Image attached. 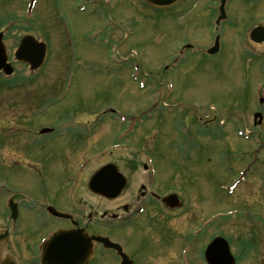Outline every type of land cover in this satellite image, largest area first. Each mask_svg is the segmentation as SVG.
Wrapping results in <instances>:
<instances>
[{
    "label": "rangeland",
    "instance_id": "rangeland-1",
    "mask_svg": "<svg viewBox=\"0 0 264 264\" xmlns=\"http://www.w3.org/2000/svg\"><path fill=\"white\" fill-rule=\"evenodd\" d=\"M30 2L0 0V31L6 34L9 60L16 67V74L10 78L0 74L5 89L0 92V125L5 133L20 140L28 156L43 158L41 148L35 147L29 138L33 126L44 121L47 124L48 119L32 118L31 111L53 97V88H60L65 73L71 71L74 77L70 92L61 106L73 102L79 108L77 112L80 110L87 117L89 114L85 113H99L101 109L102 112L113 110L120 116L119 123L116 117L115 123L108 118L99 122L91 140L73 152L81 154L80 162L85 154L98 150L113 153L106 156V162L105 158H96L82 178L99 169L103 162L118 163L121 170L124 168L127 175L133 176L131 185L139 189L135 196L138 203L141 186L150 184V174L143 167L147 155L154 161L151 175L156 185L164 188L162 192L171 188L179 190L189 203V213L176 222V228L180 225L182 229H178L173 241L174 252L179 256L174 264H183L182 249L190 244L192 229L207 218V224L212 225L201 226V233L191 242L187 253L189 264H205L203 252L209 239L217 236L230 242L238 264H264V141L247 140L237 133L250 127L253 133L248 132V136L264 137V128L258 133L253 119L254 105L264 96L261 91L264 90V44L256 45L249 39L253 27L264 25V1L253 6L234 0L228 8L230 23L220 29L224 35L223 48L214 60L191 57L188 52L185 59L178 61L174 60L178 59L175 51L180 52L183 45L206 48L207 43L209 46L214 41L213 19L205 0H186L178 11L186 16L182 19H175V12L145 6L141 0H36L34 11L28 13ZM63 30L70 37H65L60 45ZM28 34L45 40L50 47L49 58L36 72L15 60L20 39ZM198 36H203V40L197 41ZM242 43L247 50L242 48ZM168 84L174 90L171 97ZM166 97L167 105L175 107L177 113L167 116L157 129L162 121L160 113L166 114L159 108ZM244 100L243 118L238 103ZM226 107L233 109L229 111ZM53 111H50L52 116ZM148 111L151 119H145L136 135L122 141L126 129L134 124L129 118H140ZM193 115L201 119L200 124L192 122ZM226 119L225 126L218 123ZM198 126L203 128L201 134ZM124 145L129 150L115 153L118 146ZM20 154L19 150H12L10 161H19ZM2 163L0 159V185L6 183V189L0 196L1 213L5 211L9 191L18 190L14 184L18 181L16 173L5 174ZM245 164L254 169V174L231 196L222 187L228 188ZM29 166L36 167L38 163L29 161ZM172 176L176 177L173 185L168 184ZM65 183L62 181L63 186ZM96 203L99 213L107 206L103 199L98 198ZM138 207L135 205V209ZM146 221L145 216L141 224ZM52 227L29 210V223H22L20 228L21 234L23 228H29L23 264H29V253L37 240ZM123 232L115 238L123 240ZM182 234L190 240L186 241ZM15 237L21 238L19 232ZM143 241L150 245L151 254L167 252L165 241L156 243L153 234H147Z\"/></svg>",
    "mask_w": 264,
    "mask_h": 264
},
{
    "label": "flooded vegetation",
    "instance_id": "flooded-vegetation-1",
    "mask_svg": "<svg viewBox=\"0 0 264 264\" xmlns=\"http://www.w3.org/2000/svg\"><path fill=\"white\" fill-rule=\"evenodd\" d=\"M184 4L185 1L176 8L175 19L186 17L183 11L180 12V15L178 13ZM62 33L63 37H60V45L64 43L65 37L68 39L70 37L66 30ZM182 47L188 48L189 46L185 44ZM61 52H63L62 47ZM62 59L66 60V58ZM0 92H2L1 84ZM37 108L38 106H34L32 110H36ZM77 109L79 108L75 105L62 107L60 117L49 119L50 121L47 122L46 127H49L52 131L46 136L35 138L37 134L36 130L39 127L32 128L31 133L33 136L29 140H31V143L35 147L41 148L40 152L44 155L43 158L28 156L27 152L25 153L22 149L24 144L20 140L17 141L9 137L5 133L4 126L0 125V159H3L2 171L5 174H9L11 171L15 172L18 180L14 182L18 187V190L14 192L15 194L9 191L11 192L9 196L14 194L12 199L18 206L19 213L17 220L12 217L9 209L2 213L0 212V225L10 232L8 249H11L13 252L17 251V248L21 252H24L25 249L27 251L28 239L25 237L18 239L15 235L12 236L14 233L11 232V228L19 223H29L30 202L32 214L36 218L42 219L44 223H51L53 227L42 234L37 240L34 249L31 250L32 253H29V264L43 263V253L46 250L49 236L51 235L48 233L68 230H74L81 234L86 241L92 240L91 246L92 251L95 252V260L88 264H121L122 261L115 251L107 250L104 244L95 242L94 237L108 238L113 243L121 245L124 253L129 257L128 264H174L179 256L177 257L174 252L173 241L179 233L176 227L169 229L165 225H170V222L174 224L178 218L177 213L183 209L171 210L163 202L165 198L177 194L185 205L186 202L180 195L182 192L172 190V188L162 192L164 188L160 186L143 185L140 188L142 193L137 203L135 196L139 193V189L131 185L133 176L127 175L124 168L121 170L118 163L111 162L109 164H116L126 174L128 178L126 190L116 200L104 199L97 196V194H93L89 189V181L93 173L85 176V178H82L81 174L76 176V172L80 166L79 156L81 154L78 156L73 152L91 140V132H85V125L77 121ZM3 118L7 119L6 116ZM60 126L63 128L61 131H58ZM12 150H19L21 152L19 161H10L13 158L11 155ZM92 155L85 154L89 158ZM29 161L38 163V166H29ZM96 171L97 168L94 169V172ZM28 181L32 184L31 187H29ZM62 181L63 183L66 181L64 186L62 185ZM174 183L175 179H171L168 182L171 185ZM5 187L6 183L0 185V196L5 194ZM35 197L37 198L36 200H34ZM88 198H90L89 202L86 201ZM98 198L103 199L107 204L101 213H99L96 207V200ZM137 204L139 207L135 209V205ZM113 205L116 207L115 211ZM140 207L145 210L141 217L138 216V209ZM59 213L69 216L62 219L57 216ZM145 216L147 217V221L145 224H141ZM122 231H124V239L121 241L117 240L115 237ZM147 234H153L156 237V243L164 240L167 252L163 254H151L148 248L150 245L143 241V237ZM181 237L189 241L187 235L184 236L182 234ZM153 245L154 243L151 244V246ZM144 250H147V252L143 253Z\"/></svg>",
    "mask_w": 264,
    "mask_h": 264
},
{
    "label": "water",
    "instance_id": "water-1",
    "mask_svg": "<svg viewBox=\"0 0 264 264\" xmlns=\"http://www.w3.org/2000/svg\"><path fill=\"white\" fill-rule=\"evenodd\" d=\"M150 6L157 9H169L179 3L181 0H144ZM225 0H223L224 4ZM223 17V16H222ZM221 17V18H222ZM252 39L256 42L264 41V29L257 28L252 33ZM47 58V48L43 43H39L33 36H26L22 39L19 49L16 53V59L22 63L28 64L31 70H38L43 66ZM0 71H4L6 75H12L14 73L13 67L8 64V57L6 48L3 44V34L0 33ZM125 179L121 176L115 167L104 168L93 178L91 187L96 189V192L103 196L110 198H116L123 191L126 186ZM170 201L177 197L167 198ZM62 242L67 251L65 252V259L70 258L73 262L76 259L77 253L75 246L72 248L70 244L75 245L74 233H67L62 235ZM56 240V239H55ZM53 241V243L55 242ZM52 243V244H53ZM70 255V257L68 256ZM54 257V256H53ZM58 257V256H57ZM206 260L209 264H235V260L232 257L229 245L223 239H216L207 249L205 254ZM53 262L57 259L52 258ZM76 264V263H72Z\"/></svg>",
    "mask_w": 264,
    "mask_h": 264
},
{
    "label": "bare ground",
    "instance_id": "bare-ground-1",
    "mask_svg": "<svg viewBox=\"0 0 264 264\" xmlns=\"http://www.w3.org/2000/svg\"><path fill=\"white\" fill-rule=\"evenodd\" d=\"M74 240L77 241L79 244L83 243V236L79 233L74 234ZM88 254V250H85L83 255L81 253H79V260H81V262L86 258L85 256ZM90 254V252H89ZM77 264H79V262H77Z\"/></svg>",
    "mask_w": 264,
    "mask_h": 264
}]
</instances>
